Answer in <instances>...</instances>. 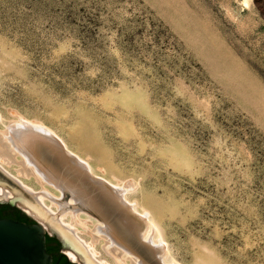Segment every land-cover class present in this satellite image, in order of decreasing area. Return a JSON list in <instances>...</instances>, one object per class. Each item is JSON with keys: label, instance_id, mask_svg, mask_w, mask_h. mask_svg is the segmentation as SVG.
Segmentation results:
<instances>
[{"label": "rangeland", "instance_id": "obj_1", "mask_svg": "<svg viewBox=\"0 0 264 264\" xmlns=\"http://www.w3.org/2000/svg\"><path fill=\"white\" fill-rule=\"evenodd\" d=\"M0 113L129 185L167 261L264 264V0H0Z\"/></svg>", "mask_w": 264, "mask_h": 264}, {"label": "bare ground", "instance_id": "obj_2", "mask_svg": "<svg viewBox=\"0 0 264 264\" xmlns=\"http://www.w3.org/2000/svg\"><path fill=\"white\" fill-rule=\"evenodd\" d=\"M18 119L7 130H0V167L14 177L20 188L0 183L1 201L17 204L49 231L56 232L73 261L183 264L174 257L167 261L168 243L151 211L140 210L137 201L129 199V185L95 174L92 163L44 123ZM11 163L21 165L16 175L8 169ZM61 169L73 173L76 181L65 178ZM23 176L35 177L41 189L27 185ZM50 188L59 193L54 194ZM67 193L69 201L64 199ZM100 241L111 262L100 258L95 246Z\"/></svg>", "mask_w": 264, "mask_h": 264}, {"label": "water", "instance_id": "obj_3", "mask_svg": "<svg viewBox=\"0 0 264 264\" xmlns=\"http://www.w3.org/2000/svg\"><path fill=\"white\" fill-rule=\"evenodd\" d=\"M3 205L21 209L12 202L9 204L0 203V206ZM21 210L34 223L13 218H0V264H52L53 257L48 253L46 246L47 234L52 232L61 242L63 249H66L67 246L63 244L56 232H49L43 223L33 218L25 210ZM10 212L5 210L4 214L9 215ZM65 255L69 258L67 253Z\"/></svg>", "mask_w": 264, "mask_h": 264}, {"label": "flooded vegetation", "instance_id": "obj_4", "mask_svg": "<svg viewBox=\"0 0 264 264\" xmlns=\"http://www.w3.org/2000/svg\"><path fill=\"white\" fill-rule=\"evenodd\" d=\"M16 209H19V208L12 207L10 209H6L8 211H11L10 212L11 214L5 215L3 212L0 215V218H13L15 220H19V221H23V222L27 221L28 223H34V221L31 220L21 209H19V210H21V215L17 213ZM22 215L26 216L27 220L24 219L25 217H22ZM48 236L55 237L57 239V241L56 240H54V241L49 240L48 241V239H46L47 251L53 257L52 264H69V262H73L65 255L66 252L63 249L62 244L59 241V239L56 236H52L51 234H47V238H48ZM66 261H67V263H66Z\"/></svg>", "mask_w": 264, "mask_h": 264}, {"label": "trees", "instance_id": "obj_5", "mask_svg": "<svg viewBox=\"0 0 264 264\" xmlns=\"http://www.w3.org/2000/svg\"><path fill=\"white\" fill-rule=\"evenodd\" d=\"M10 208H12L11 205H3V206H0V215H1L6 209H10ZM16 211H17L18 214L21 215V210L16 209ZM22 217H25L24 219L27 220L26 216L22 215ZM28 220H29V219H28ZM25 222H27V221H25ZM31 222H32V221H31ZM47 239H48V241H49V240H51V241L56 240V241H57V239H56L55 237H51V236H48ZM68 262H69V261H68ZM66 263H67V261H66ZM69 264H77V263L69 262Z\"/></svg>", "mask_w": 264, "mask_h": 264}]
</instances>
